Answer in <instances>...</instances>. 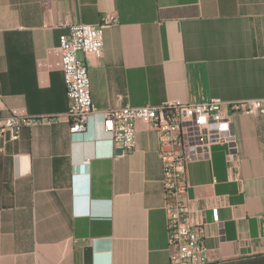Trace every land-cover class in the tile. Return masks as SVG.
Returning a JSON list of instances; mask_svg holds the SVG:
<instances>
[{
    "label": "crops",
    "instance_id": "0c3cea01",
    "mask_svg": "<svg viewBox=\"0 0 264 264\" xmlns=\"http://www.w3.org/2000/svg\"><path fill=\"white\" fill-rule=\"evenodd\" d=\"M110 13L102 57L80 54L87 129L43 123L0 140V264H171L159 136L138 121L120 154L103 111L264 98V0H0V115L67 113L61 38ZM231 114L239 151L214 145L188 166L190 215L206 212L212 264H264V115Z\"/></svg>",
    "mask_w": 264,
    "mask_h": 264
},
{
    "label": "built area",
    "instance_id": "2783aa9c",
    "mask_svg": "<svg viewBox=\"0 0 264 264\" xmlns=\"http://www.w3.org/2000/svg\"><path fill=\"white\" fill-rule=\"evenodd\" d=\"M118 23V16L110 13L104 14L98 24H70L69 34L60 41L63 75L70 99L68 112L35 117L14 113L0 115V140L7 132L15 138L24 127L62 121L69 124L72 134L84 132L96 108L89 67L80 54L101 58L104 32ZM231 113L264 115V98L239 102L212 98L196 104L166 102L103 111L104 131L123 154H130L136 148L138 121L151 126L159 136L171 264H212L215 260L207 241L205 210L199 212L198 221L190 215L187 172L190 164L210 160L214 145L227 146L230 156L238 153L239 142ZM211 211L213 222L222 228L219 207L214 206Z\"/></svg>",
    "mask_w": 264,
    "mask_h": 264
},
{
    "label": "water",
    "instance_id": "95a60500",
    "mask_svg": "<svg viewBox=\"0 0 264 264\" xmlns=\"http://www.w3.org/2000/svg\"><path fill=\"white\" fill-rule=\"evenodd\" d=\"M119 153H120V154H123V151L120 149V150H119Z\"/></svg>",
    "mask_w": 264,
    "mask_h": 264
}]
</instances>
